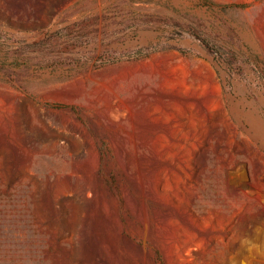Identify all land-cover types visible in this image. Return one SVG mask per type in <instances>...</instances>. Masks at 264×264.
<instances>
[{
    "label": "rangeland",
    "instance_id": "rangeland-1",
    "mask_svg": "<svg viewBox=\"0 0 264 264\" xmlns=\"http://www.w3.org/2000/svg\"><path fill=\"white\" fill-rule=\"evenodd\" d=\"M0 264H264V0H0Z\"/></svg>",
    "mask_w": 264,
    "mask_h": 264
},
{
    "label": "water",
    "instance_id": "water-1",
    "mask_svg": "<svg viewBox=\"0 0 264 264\" xmlns=\"http://www.w3.org/2000/svg\"><path fill=\"white\" fill-rule=\"evenodd\" d=\"M180 32H181V34L183 35L184 38L192 39V40L196 41L197 43H200L201 45L207 47L205 45V43L199 37H197L196 35H193V34L187 33V32H182V31H180Z\"/></svg>",
    "mask_w": 264,
    "mask_h": 264
}]
</instances>
